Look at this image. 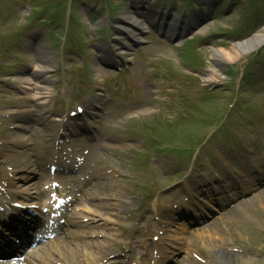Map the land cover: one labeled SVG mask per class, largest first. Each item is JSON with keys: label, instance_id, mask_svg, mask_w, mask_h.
<instances>
[{"label": "rangeland", "instance_id": "374dc122", "mask_svg": "<svg viewBox=\"0 0 264 264\" xmlns=\"http://www.w3.org/2000/svg\"><path fill=\"white\" fill-rule=\"evenodd\" d=\"M6 1L10 0H0V42L4 43L9 42V38L17 35L21 26L32 25L36 28V25H40L38 22L43 24L44 20L51 21L52 18H56L59 9L58 0H26L29 3L28 6L19 8L22 3L19 7L16 6L15 13H11L14 8H8L9 3ZM15 1L24 2V0ZM134 1L74 0L75 3L72 2L71 7L75 5L73 6L75 8L74 15L77 19L71 28L73 35L70 37V42L65 46L67 50L65 56L61 52V44L63 45L62 33H59L61 29L54 28L53 30V35L59 41V44L54 46L52 43L55 41H51V35L48 40L47 29L42 27L35 30V34L42 36L43 46L36 51L28 48L26 43L29 34L25 35L21 45L14 48L13 56L7 58L9 60L7 65H10L9 72L0 73L7 81L0 82V144L11 135L8 142L16 144L13 146L8 144V149L13 150V154L15 152L16 155H21L24 159L31 161H34L31 157L42 155L44 150L40 139L44 133L39 126V120L34 121L35 116L48 112L49 121L57 115L67 116L65 108L74 110L73 105L81 101L82 96L85 97L83 100L85 101L90 91L99 93L98 82L101 78L110 77L107 82L109 86L113 84L112 88L108 86L105 89L103 87L106 95L99 97L100 101L97 102V106L108 114L99 123L93 121V126L98 128V135H96L93 144L96 153L90 160L91 164L82 168L84 177L88 179L85 182L86 185L81 186L84 192L80 194L81 203L79 204L80 207L85 206L88 211L91 210L97 214V217L101 216L103 219L99 221L100 219L96 218L98 222L91 224L92 228H86V225L80 227L88 237L82 238L76 243V251L79 252V255L87 253L89 251L87 248H94L93 245L99 251L108 250L111 253L124 255L123 252H115L116 248L120 245L125 247L130 240L142 243L146 239L145 232L157 228L152 223L154 219H157V216L150 215L151 212H154L151 210L150 204L152 205L155 200L160 198L163 203L171 199L167 197L175 194L178 185L171 190L174 191L173 194L162 191L175 184L180 178V176H174L173 172L181 166L178 165V160L174 162L172 158H166L165 161L158 164L149 162L148 153L150 149L156 148L153 146L157 142L152 139L153 135L147 127H157L154 129V131L157 130V133L166 128V134L178 142L179 139L185 138L186 133L192 129L193 125H188L190 123H184V121L177 125V120L174 119L176 115L181 111L191 113L196 112L197 107H207L211 110H204L196 117L200 130L189 132L185 141L203 138V141L209 142L211 138L207 136L208 132L205 135L204 132L220 118L231 119V115L225 111L223 105H216L212 111L214 101L197 104L200 101V95L196 94L197 88L200 86L199 83L203 84L202 80L207 81L210 72L216 71L213 74L215 81H211L209 84L210 87L216 86L215 90H220V97L224 99L219 102L226 104L235 91L233 83L229 81V71L233 70L234 66L235 72L238 73L242 66L248 64L247 61L250 57V54H241V58L236 62L220 65L211 61L213 51H229L236 40L243 41L244 35H240L244 33L241 29L243 26L237 23L241 14L245 16L243 23L247 21L248 23L252 22V25L262 24L258 31L264 33V0H241L245 3V7L242 9L232 10L229 5L214 11L212 15H209L208 10L211 13L218 2L209 0V6L206 8L209 21L200 31L196 32L198 36L207 38L200 43L199 51L192 54L194 65L191 67L196 70L193 72L200 74V77L197 78L193 73L190 74L191 76H187L184 74L181 63L188 60L180 59V55L173 45L167 43L151 29H147V34L142 32L138 36V39H141L144 44L130 45L128 41L120 37V33H116L114 26L118 25L123 14L130 11ZM148 1L152 5H157L158 13L176 15V17L182 16L185 7L189 9L188 14H192L193 12H203L207 5L202 3L204 0ZM252 1L258 3L256 9L252 7ZM171 2L173 6H171ZM193 3L199 5L196 10L191 8ZM46 4H48L47 11L42 14ZM61 11L63 19H66L69 9L66 11L65 3L59 12ZM32 17H37L38 21L34 19L32 24L29 20ZM100 30L103 36L96 39L94 34L99 33ZM111 40L113 43L109 42ZM104 46H111L116 50V54L124 60L132 59L134 64L129 66L126 74L119 75L118 71L114 72L112 69L115 65L112 62L107 64L97 60V57L101 55L100 50ZM42 53L49 56L50 69L56 70V72L51 71L43 76V79H49L47 82L42 81V76L38 78L31 76L33 69L30 65L34 58L32 54L37 58ZM19 72L22 74L18 75ZM81 72L85 73L84 77H81ZM19 79H30L31 84L14 83ZM93 81H96L94 86L90 84ZM242 91L244 92L243 97L247 96L250 105H255V108L244 111L242 107L238 111L240 120L235 124L230 123V131H233L237 136V143H232L227 147L222 143L218 147L209 148L208 153L206 152L200 160L201 165L197 168L202 172L211 169L212 171L208 172L215 173L222 179L221 182L229 194L235 193L234 189H237L238 185L233 182L236 176H233V180H231L226 172L233 175L236 172L239 173L246 166L244 159L248 158L247 154L264 152V84L253 87L252 91ZM40 92L42 94H38ZM55 92L58 93L57 97ZM115 96L119 100L125 101V104L118 105L114 102L107 104L105 102V99H112ZM189 100L191 101L189 102ZM161 117L169 123L168 126L159 124ZM49 121L48 123H50ZM7 126L19 128L15 132L8 133V129H5ZM142 127L144 128L141 130ZM30 143H32L31 147L28 146ZM181 145L175 147L176 152ZM188 147L189 144L180 150L183 151ZM3 154L5 157L2 158L1 164H8L6 159L11 160L12 157H7V151ZM245 155L244 159L241 158ZM174 156H177V153ZM233 156L234 158H232ZM141 159H144V165L141 164ZM217 160L224 162L220 163ZM9 165L11 164L9 163ZM148 167L149 169L144 172ZM142 171L152 175L153 179L142 178L141 175L144 174ZM22 172L24 170L18 175ZM33 182L27 185L30 186ZM167 194L169 195L167 196ZM198 198L201 196L199 195ZM160 225L163 226L161 223ZM133 227L140 230V236H135ZM80 229L70 225V230L80 233ZM111 234L116 236L114 241L109 236ZM195 239L198 241L190 250L204 257V264H264V189L260 188L257 192L247 195L245 199L238 200L227 211L222 212L215 221L207 223L202 229V233ZM110 242L111 246L109 247ZM138 246L135 243V249ZM190 256L184 264H200L192 260ZM58 260L57 258L54 262Z\"/></svg>", "mask_w": 264, "mask_h": 264}, {"label": "bare ground", "instance_id": "6f19581e", "mask_svg": "<svg viewBox=\"0 0 264 264\" xmlns=\"http://www.w3.org/2000/svg\"><path fill=\"white\" fill-rule=\"evenodd\" d=\"M123 16L124 17H122L119 26H117V28H119V29H116V31L119 33L126 34V35H128V34L135 35V31H138L139 29H141L140 27L142 26V21L133 17L132 14H130V13H126ZM134 28L136 30H134ZM263 44H264V33L260 32L256 35H254L252 38L244 41L243 43L233 46L232 49L229 51L214 50L212 57H211V61L213 63L217 62L220 65H223L224 63H227V62H236V60H239L241 58V54H249ZM44 63H45V65L40 63L36 67L37 70L39 71L38 73L43 71L46 74L47 72H49V70L46 66L48 63L47 62H44ZM215 72L216 71L210 72V75L208 76L207 82L215 81V79L213 77L214 76L213 74ZM21 160H22V158H18V155L14 156V158H12V162H14L15 165L17 164V166H19V167H20L19 163H22ZM25 165H26V163H25ZM55 243H56V241H54V244ZM72 244L73 243L71 241L70 242H65V241L58 242L51 249L52 250L57 249L60 252H63L61 254V256L64 257V264H65V262H67L68 264H74L75 261H77L78 259L76 257L77 251L75 248H72ZM67 249H68V251H66ZM87 249L90 250L91 254H86L85 257H84V255H81L84 258V260L82 261L83 264H91L92 262H94L96 260V258H98L100 256V254L97 251H93L92 248H90V249L87 248ZM35 252H38V251L31 252L30 256L34 255ZM93 254H96V256L94 257ZM60 262H63V260H61ZM17 264H19V263H17Z\"/></svg>", "mask_w": 264, "mask_h": 264}]
</instances>
